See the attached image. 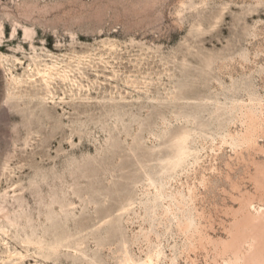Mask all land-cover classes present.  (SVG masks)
Here are the masks:
<instances>
[{"label": "rangeland", "instance_id": "obj_1", "mask_svg": "<svg viewBox=\"0 0 264 264\" xmlns=\"http://www.w3.org/2000/svg\"><path fill=\"white\" fill-rule=\"evenodd\" d=\"M144 263L264 264V0H0V264Z\"/></svg>", "mask_w": 264, "mask_h": 264}, {"label": "bare ground", "instance_id": "obj_2", "mask_svg": "<svg viewBox=\"0 0 264 264\" xmlns=\"http://www.w3.org/2000/svg\"><path fill=\"white\" fill-rule=\"evenodd\" d=\"M38 74V73H37ZM144 264H148V263H144Z\"/></svg>", "mask_w": 264, "mask_h": 264}]
</instances>
